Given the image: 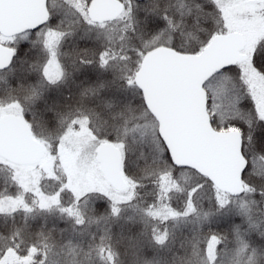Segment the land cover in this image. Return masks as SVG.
Segmentation results:
<instances>
[{
  "label": "snow or ice",
  "instance_id": "1",
  "mask_svg": "<svg viewBox=\"0 0 264 264\" xmlns=\"http://www.w3.org/2000/svg\"><path fill=\"white\" fill-rule=\"evenodd\" d=\"M0 264H264V0H0Z\"/></svg>",
  "mask_w": 264,
  "mask_h": 264
}]
</instances>
